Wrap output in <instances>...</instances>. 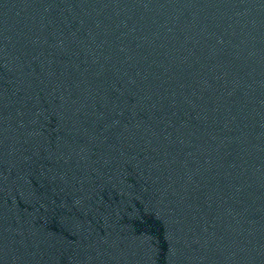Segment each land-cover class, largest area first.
<instances>
[{
    "label": "water",
    "instance_id": "obj_1",
    "mask_svg": "<svg viewBox=\"0 0 264 264\" xmlns=\"http://www.w3.org/2000/svg\"><path fill=\"white\" fill-rule=\"evenodd\" d=\"M0 264H264V0H0Z\"/></svg>",
    "mask_w": 264,
    "mask_h": 264
}]
</instances>
